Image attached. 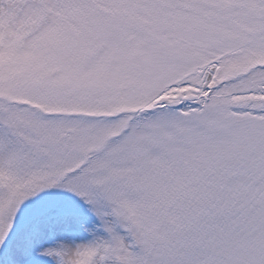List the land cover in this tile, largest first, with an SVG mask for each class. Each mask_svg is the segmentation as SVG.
Returning a JSON list of instances; mask_svg holds the SVG:
<instances>
[{
    "label": "snow or ice",
    "instance_id": "1",
    "mask_svg": "<svg viewBox=\"0 0 264 264\" xmlns=\"http://www.w3.org/2000/svg\"><path fill=\"white\" fill-rule=\"evenodd\" d=\"M0 264H264V0H0Z\"/></svg>",
    "mask_w": 264,
    "mask_h": 264
}]
</instances>
